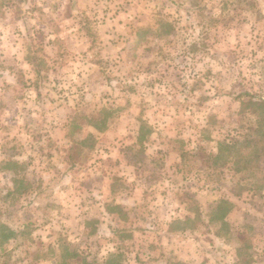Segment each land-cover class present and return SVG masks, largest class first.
Listing matches in <instances>:
<instances>
[{
	"label": "rangeland",
	"instance_id": "374dc122",
	"mask_svg": "<svg viewBox=\"0 0 264 264\" xmlns=\"http://www.w3.org/2000/svg\"><path fill=\"white\" fill-rule=\"evenodd\" d=\"M250 98L264 0H0V264H264Z\"/></svg>",
	"mask_w": 264,
	"mask_h": 264
},
{
	"label": "trees",
	"instance_id": "16d2710c",
	"mask_svg": "<svg viewBox=\"0 0 264 264\" xmlns=\"http://www.w3.org/2000/svg\"><path fill=\"white\" fill-rule=\"evenodd\" d=\"M248 101L251 104L253 112H255V114L261 118V119H259V128L257 129V132L258 133L261 132L262 137L259 141H263L264 140V121H263L264 120V108H263L264 107V100H259V101L255 100L254 101L253 98H250ZM260 108H261V112H257L258 111L257 109H260ZM95 127H97V126H95ZM141 132H142V134H145L143 132V129H141ZM251 143H252L251 139L245 138L243 141H238L235 139L229 144V146L224 145L223 142H220L218 145H219V149H222V147H225L226 149L230 150V148H231V150L235 154L234 156H239L243 149H250V147H252ZM259 148H256V150H255L257 156H260L261 153H264V146H261ZM202 153L203 152L201 150L200 144L199 145L197 144V151L196 152H191V151L180 152L181 162H183V163L184 162H190V161L194 162L195 156H198V155L200 156ZM199 172H200V170H199ZM215 208H216L215 213H213V211H212L210 214L212 216V219H217V220L223 222L226 214L231 210L232 205L229 201L220 200L219 202L216 203ZM106 210L109 213H117L121 218L125 217V214H126L125 212L122 211L121 207L118 204L107 205ZM213 214L214 215L216 214V215L214 216ZM85 263L89 264L88 262H85ZM102 264H118L117 255L113 254L112 252L108 253L107 256L104 257Z\"/></svg>",
	"mask_w": 264,
	"mask_h": 264
}]
</instances>
